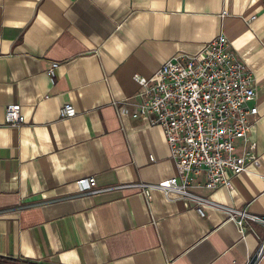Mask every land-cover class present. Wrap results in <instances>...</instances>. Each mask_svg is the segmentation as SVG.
<instances>
[{"label": "crops", "instance_id": "crops-1", "mask_svg": "<svg viewBox=\"0 0 264 264\" xmlns=\"http://www.w3.org/2000/svg\"><path fill=\"white\" fill-rule=\"evenodd\" d=\"M220 33L255 80L248 144L260 165L228 173L231 191L200 193L264 216V0H0V257L39 264L254 260L259 225L241 233L222 211L200 217L161 191L79 194L76 186L88 177L106 188L175 176L163 130L119 116L117 105L137 93L135 75L150 78L170 57L195 54ZM53 62L54 81L47 74ZM11 104L21 107L18 127L4 123ZM64 104L74 117H59ZM253 263L264 264V253Z\"/></svg>", "mask_w": 264, "mask_h": 264}, {"label": "built area", "instance_id": "built-area-1", "mask_svg": "<svg viewBox=\"0 0 264 264\" xmlns=\"http://www.w3.org/2000/svg\"><path fill=\"white\" fill-rule=\"evenodd\" d=\"M57 68L58 63L53 62L47 69L52 81ZM134 81L138 91L117 105L118 115L163 130L175 176L157 184L134 182L106 188L97 187L94 177L82 178L76 181L79 194L135 189L148 197L156 190L168 199L190 203L200 217L205 216L207 209L222 211L241 233L247 226L259 225L263 228L261 242L254 260L247 263L254 264L264 253V216L221 205L200 193L218 187L231 191L228 173L236 176L260 165L248 144V134L257 116V108L252 104L255 80L251 70L220 33L197 53L176 54L150 78L135 75ZM75 115L71 104L59 109L61 119ZM23 122L20 105L5 108L6 125L18 127Z\"/></svg>", "mask_w": 264, "mask_h": 264}, {"label": "trees", "instance_id": "trees-1", "mask_svg": "<svg viewBox=\"0 0 264 264\" xmlns=\"http://www.w3.org/2000/svg\"><path fill=\"white\" fill-rule=\"evenodd\" d=\"M0 261H4V262H7V263H13V264H17L19 263L18 261L16 260H12V259H3L2 257H0ZM19 264H39V263H34V262H31V261H20Z\"/></svg>", "mask_w": 264, "mask_h": 264}]
</instances>
